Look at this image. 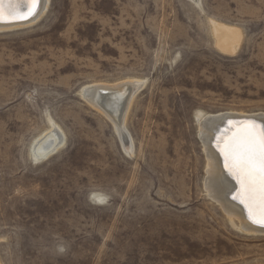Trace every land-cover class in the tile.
<instances>
[{
    "label": "rangeland",
    "instance_id": "rangeland-1",
    "mask_svg": "<svg viewBox=\"0 0 264 264\" xmlns=\"http://www.w3.org/2000/svg\"><path fill=\"white\" fill-rule=\"evenodd\" d=\"M129 80L126 149L82 89ZM228 112L264 114V0H48L0 30V264H264L205 188L199 120Z\"/></svg>",
    "mask_w": 264,
    "mask_h": 264
},
{
    "label": "bare ground",
    "instance_id": "bare-ground-1",
    "mask_svg": "<svg viewBox=\"0 0 264 264\" xmlns=\"http://www.w3.org/2000/svg\"><path fill=\"white\" fill-rule=\"evenodd\" d=\"M7 2L8 0H5V4ZM47 3L48 0H41V5L37 8L36 13L28 19L0 23V30L19 28L32 24L44 13ZM216 31L221 35L220 39H222V44L223 42L225 43L223 46L227 50L231 47L229 46L230 43H236L239 39L237 31L219 27L216 28ZM219 46L221 47V45ZM141 87L140 81L129 80L115 85L93 84L82 89V97L111 122L126 149H128V145L131 146V142L125 131V122L133 96ZM237 119H244V123H236ZM248 122L254 123L258 128L264 129V114L247 115L242 114V112L239 114L228 112L219 115H204L200 118L198 131L205 152V163L207 162L205 168L207 174L205 188L208 196L220 206L225 216L232 223L238 224L246 232L264 233V228L253 224L249 220L248 210L245 206L238 199L233 198L237 196L240 185L227 170L225 158L221 151L224 143L234 133H237L242 125ZM230 125L232 127L228 128ZM62 142V132L54 124H51V130L45 132L33 142L29 149L30 156L34 161H43L48 156H51L62 145Z\"/></svg>",
    "mask_w": 264,
    "mask_h": 264
},
{
    "label": "snow or ice",
    "instance_id": "snow-or-ice-1",
    "mask_svg": "<svg viewBox=\"0 0 264 264\" xmlns=\"http://www.w3.org/2000/svg\"><path fill=\"white\" fill-rule=\"evenodd\" d=\"M41 0H0V23L33 16ZM23 8V10H21ZM225 166L240 185L234 199L248 210L249 220L264 228V129L248 122L224 143Z\"/></svg>",
    "mask_w": 264,
    "mask_h": 264
},
{
    "label": "water",
    "instance_id": "water-1",
    "mask_svg": "<svg viewBox=\"0 0 264 264\" xmlns=\"http://www.w3.org/2000/svg\"><path fill=\"white\" fill-rule=\"evenodd\" d=\"M226 122H227V120H226ZM236 123H238V124H241V123H244V119H237V121H235ZM225 123V122H224ZM224 123H223V125H224ZM232 126L230 125V126H228V128H231ZM219 130H220V128H219ZM223 132H224V130H222ZM258 226V225H257Z\"/></svg>",
    "mask_w": 264,
    "mask_h": 264
}]
</instances>
